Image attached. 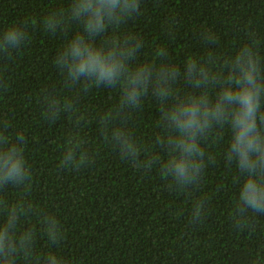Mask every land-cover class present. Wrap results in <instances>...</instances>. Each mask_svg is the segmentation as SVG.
<instances>
[{"label": "trees", "instance_id": "16d2710c", "mask_svg": "<svg viewBox=\"0 0 264 264\" xmlns=\"http://www.w3.org/2000/svg\"><path fill=\"white\" fill-rule=\"evenodd\" d=\"M140 3L139 13L121 28L142 44L137 62H163L169 76L176 74L169 89L187 98L206 94L211 85L223 90L255 61L261 69L257 84L264 131V0ZM70 4L0 0V30L22 26L28 34L22 45L0 51V132L13 143L17 136L26 138L32 170L26 192L15 182L0 188V226L9 214L13 225L6 241L10 264H52V252L63 257V264H264V215L246 205L237 208L246 174L226 159L231 130L199 134L205 167L194 183L182 186L171 175L162 177L158 167L149 169L152 152L167 158L170 149L161 145L176 135L175 125L161 123L155 82L148 83L136 108L123 104L119 87L76 90L66 84L55 58L81 31L68 19ZM50 16L64 17V28L49 32ZM190 58L199 63L186 75ZM50 103L61 105L57 119L46 118ZM166 103L171 107L170 100ZM234 108L229 105V112ZM102 116L112 118L105 123ZM121 130L139 149L124 158L117 141L109 139ZM70 137L79 138V150L89 158L78 171L62 161ZM201 204L193 222L192 211ZM49 215L60 231L38 226ZM5 259L0 257V264Z\"/></svg>", "mask_w": 264, "mask_h": 264}, {"label": "clouds", "instance_id": "9594fccd", "mask_svg": "<svg viewBox=\"0 0 264 264\" xmlns=\"http://www.w3.org/2000/svg\"><path fill=\"white\" fill-rule=\"evenodd\" d=\"M140 8V0H71L68 19L79 25L81 31L66 41L56 55L55 63L64 82L75 86L76 90L119 87L123 90V95H120L123 104L136 108L148 92V83L154 80L153 95L165 109L162 112L161 108V123L167 120L169 125H175L176 135L167 144L161 145L170 149L167 158L157 157L152 152L147 166L149 169L158 167L162 177L171 175L182 186L194 183L196 175L205 167V152L198 141L199 134H212L229 128L233 135L226 159L235 161L240 172L246 174L243 190L238 194L237 208L246 205L253 214L264 215V131L260 129L259 120L262 89L257 84L261 69L250 60L242 79H234L223 90L211 85L206 94H189L187 98L177 95L174 89L168 87L169 80L176 74L169 76L163 62L160 65L138 63L136 58L142 47L140 40L121 31L126 21L138 14ZM45 27L49 32L63 29L64 17L50 16L45 21ZM27 39L28 34L22 26L0 30V51L15 49ZM158 55H163V52ZM198 63L190 58L186 63V75L194 71ZM214 99L215 104L208 107ZM169 100L171 107H167ZM229 105L235 106L232 113L229 112ZM60 111L61 105L50 103L46 108V118L57 119ZM111 118L100 117L105 123ZM109 139L117 141L122 158L139 151L135 141L123 130L110 135ZM15 141L13 143V137L0 132V188L15 182L22 185L26 192L32 183V170L24 146L26 138L17 136ZM79 149V138L70 137L65 141L62 157L65 166L77 171L89 163L87 155ZM202 207V204L194 207L193 222L199 219ZM20 210L23 211L22 201ZM38 226H47L46 231L52 228L60 231L59 224L51 215L40 219ZM11 227L9 214L8 223L0 226V257H6L5 264L13 260L10 245L6 242L12 238ZM25 239L30 242L31 234ZM48 259L52 264H63V257L54 252L48 254Z\"/></svg>", "mask_w": 264, "mask_h": 264}]
</instances>
